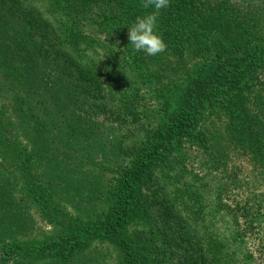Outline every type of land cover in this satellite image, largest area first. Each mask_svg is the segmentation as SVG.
<instances>
[{"label":"trees","instance_id":"trees-1","mask_svg":"<svg viewBox=\"0 0 264 264\" xmlns=\"http://www.w3.org/2000/svg\"><path fill=\"white\" fill-rule=\"evenodd\" d=\"M239 1L249 6L255 3ZM39 2L0 0V226L9 220L0 232L15 233L11 221L25 224L26 203L35 205L42 220L60 225L63 231L40 243L7 241L0 247V264H7L10 253L33 252L49 260L47 264H81L71 260L97 237L119 247L123 264H167L171 258L175 264H264L262 247L252 249L253 239L248 237L257 233L256 224L264 216L256 217L247 203H229L224 197L223 176L214 173L217 170H208L201 187L193 191L198 205L190 213L181 216L180 209H171L179 231L187 235L184 240L176 233L171 236L172 243L178 244L176 249L165 248L161 257L149 248L151 235L144 233L137 240L126 232L128 224L146 217L152 207L146 189L149 176L172 161L182 140L198 133L209 111L225 114L223 132L228 146L244 154L264 175V86L255 93L252 88V80L261 79L258 74L264 70L260 18L251 10L232 6L231 0H168L167 7L159 10L156 24L165 47L150 56L134 50L128 37L100 41L82 30L83 21L93 12L119 23L118 32L127 29L136 17L154 11L144 7V0ZM98 51L103 54L99 59L102 72L108 75L107 93L93 61ZM146 74L154 87L158 86L154 77L174 83L180 76L182 90L176 85L179 93L173 92L174 99H179L177 105L167 103L168 110L157 125L143 130L128 164L109 180V191L84 198V211L74 214L63 203L58 192L61 185L55 182L59 174L48 161L53 156L61 166L57 150L61 157L64 147L83 148L84 135L87 141L90 136L95 141L101 138L92 129L82 130L89 127V119L79 122L82 126L77 129L71 118L76 121L82 115L63 101L73 100L82 109L79 97L100 99L93 103L98 114H107L113 123L132 122L138 117L140 86L146 85ZM126 90L131 91L129 98ZM220 153L213 162L224 161ZM40 163L45 164L44 170ZM6 169L9 177L4 175ZM17 183L25 189L21 195L15 194ZM97 198L105 206L90 210ZM210 203L213 209L209 213L205 209ZM218 216L228 223L217 224ZM187 227L195 228L200 237L193 239L194 230L185 231ZM4 238L0 233V241ZM13 260V264L36 263Z\"/></svg>","mask_w":264,"mask_h":264},{"label":"rangeland","instance_id":"rangeland-1","mask_svg":"<svg viewBox=\"0 0 264 264\" xmlns=\"http://www.w3.org/2000/svg\"><path fill=\"white\" fill-rule=\"evenodd\" d=\"M37 1L39 2V0ZM219 1L212 0L213 3ZM252 1L255 2L253 6L246 5L239 0H231V5L236 8L251 10V13L260 18V28L264 30V0ZM32 3L34 8L38 7L37 2L32 1ZM118 24L93 12L89 19L83 21L82 30L86 35L93 36L100 41H109V39L114 38L122 40L127 37L128 30L121 28L118 32ZM101 57H103V54L98 51L93 56V61L96 63L95 68H99L98 74H100L103 91L107 93L109 91L108 75L102 72L104 69L102 62L99 60ZM129 59H132V57H129ZM93 72H95V69ZM258 76L261 79L254 78L252 80L253 93L257 92L261 85L264 86V70H261ZM148 78L150 76L146 74L143 78L146 85L141 84L140 86L138 117L132 122L113 123L106 117L107 114L105 116L102 113L98 114L96 112L98 108L93 103L101 102L100 99H90V96L86 98L79 97L78 103L82 106V109L76 107L77 105L73 100L63 101L66 105L70 104L71 108L81 113L82 118H76V121L75 118L73 120L71 118L77 129L82 126L79 125V122L83 124V120L89 119V127L82 130L92 129L95 137L101 138L99 141H95L94 137L90 136L91 138L89 137L87 141V136L84 135L81 138L83 148L67 149V147H64L61 149V153L64 152L61 157L57 156V152L60 153V150H57L56 158L61 161V166L53 156H51L52 161H48L49 165L53 167L52 170L59 174V178H55V182L57 185H61L58 192L64 197L63 203L74 214L77 211H84V198L86 200L105 190L109 191L108 184L111 183L109 180L111 181L112 175L117 173L122 165L128 164L134 144H138L142 140L143 130L157 125L160 119L163 118L164 112L168 110L167 103L170 107L177 105L179 99H174L173 92L179 93V90L175 89L176 85L180 86V91L182 90L180 76L174 83H170L163 76L159 79L154 77L157 87L150 86L151 80L148 81ZM121 87L125 90L126 85L122 84ZM262 89L264 95V87ZM125 94L129 98L131 91L126 90ZM63 108L66 110L67 106ZM226 122V116L222 111L207 112L198 133L189 139L182 140L175 148L172 161L166 166L158 168L153 175L149 176L146 181V189L150 193L149 200L152 207H150L149 214L146 217L127 225L126 232L131 239L138 240L139 236L144 233L151 235L149 248L161 257L166 254L165 248L176 249L178 244L172 243L171 236L176 233L184 240L187 235L182 234L186 232L181 233L179 231L176 215L171 209H180L182 216L183 212L190 213V209L198 205L197 197L193 191H197L201 187L202 177L208 176V170H217L218 172L214 173L223 176L221 180L226 184L224 186L226 190L224 197L229 203L231 201L232 203H238L239 201L247 203L251 211L256 214V217L264 216V175L259 174L258 168H253V165L244 154L228 146L223 132L226 128ZM119 141L122 142L119 143ZM213 145H222L223 147L222 149H216V146ZM66 152H69L70 156H67ZM219 152H221L219 156L224 158V161L221 163L213 162L212 160H215L214 155ZM44 165L40 163L39 168L44 170ZM8 170L4 171L6 177L11 175ZM9 180L11 182L12 178ZM206 181L208 182L207 177ZM15 189L17 190L16 195H21L25 191L21 183H17ZM103 206H105V203H103L102 198H97L96 201L91 203L89 209L99 211ZM178 209L176 213H179ZM212 209L210 203L205 210L210 213ZM161 212L167 214L162 215ZM217 218L219 219H216L217 224L228 223L225 222L224 217L218 216ZM23 219L25 220L24 225L11 221L10 224L15 229V233L0 232L5 235L4 240L0 241V247L7 241L11 242L14 239H20L25 243H40L58 236L63 231L60 225L42 220L33 204L26 203ZM260 220V223L256 224L257 233L248 237L253 239L252 244H250L252 249L255 246L262 247L264 263V218ZM7 222L9 220H4L0 227H8ZM189 230L190 232L194 230L193 239L200 237V233L195 228L190 227L189 229L187 227L185 231ZM22 254H8L6 263L13 264V259L16 258H19L22 262L24 260L35 262L36 260L35 264H47L49 262V260L39 258L35 252L29 255ZM74 257L75 259L71 260L72 263L123 264L119 247L101 237L92 239L91 243L80 252H77ZM174 262L175 260L171 258L167 264H175Z\"/></svg>","mask_w":264,"mask_h":264},{"label":"clouds","instance_id":"clouds-1","mask_svg":"<svg viewBox=\"0 0 264 264\" xmlns=\"http://www.w3.org/2000/svg\"><path fill=\"white\" fill-rule=\"evenodd\" d=\"M167 5L168 0H144V7H152L154 11L136 17L134 22L127 26L128 44H131L134 50L154 56L164 49L165 44L156 31V24L159 10Z\"/></svg>","mask_w":264,"mask_h":264}]
</instances>
